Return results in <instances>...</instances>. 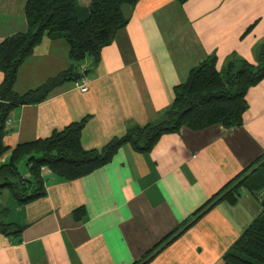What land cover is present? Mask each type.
<instances>
[{
  "label": "crops",
  "instance_id": "obj_1",
  "mask_svg": "<svg viewBox=\"0 0 264 264\" xmlns=\"http://www.w3.org/2000/svg\"><path fill=\"white\" fill-rule=\"evenodd\" d=\"M123 12L127 24L98 61L87 56L76 64L65 38L43 36L20 66L15 90L25 93L72 65L88 89L66 81L44 101L14 108L7 145L49 137L88 117L82 145L101 148L157 121L174 102L175 87L204 60L216 56L219 68L238 58L256 64L264 44V0H139ZM28 27L26 0H0V42ZM246 98L240 126H183L147 153L125 144L107 164L74 180L44 167L46 194L28 203L0 189L11 193L6 205L0 198V212L12 226L0 231V264H134L188 218L193 223L144 264H226L224 254L261 212L258 197L242 190L235 202L220 200L192 216L264 154V79Z\"/></svg>",
  "mask_w": 264,
  "mask_h": 264
},
{
  "label": "trees",
  "instance_id": "obj_2",
  "mask_svg": "<svg viewBox=\"0 0 264 264\" xmlns=\"http://www.w3.org/2000/svg\"><path fill=\"white\" fill-rule=\"evenodd\" d=\"M138 1L26 0L28 30L12 33L0 42V72L3 75L0 83V189L9 188L19 203H28L46 194L44 167L63 179L74 180L107 164L125 144L147 153L162 135L178 132L183 126L201 130L217 124L227 128L243 124L244 113L248 109L247 92L264 79V44L256 64L238 58L219 68L216 56L204 60L190 71L184 83L175 87L174 102L157 121L130 128L101 148L86 149L82 145V132L88 117L72 122L46 138L26 141L15 147L5 143L10 132L7 127L10 112L14 108L40 103L57 86L66 81L80 80L84 75L77 65H72L40 86L18 93L14 87L18 70L43 36L65 38L70 45V58L76 64L87 56L98 61L102 49L112 43L118 30L128 22L123 12L124 5ZM178 1L184 3L186 0ZM8 154L9 158L3 162ZM21 162L26 166L24 171L20 170ZM16 175L24 178L31 189L20 190ZM242 190L256 195L262 209L224 254V260L226 264H264V154L229 180L192 217L199 218L220 200L235 202ZM82 212L83 209H77L76 217L79 218ZM5 213V210L0 212V231L9 233L12 226L1 218ZM192 223L191 218L182 222L148 251L141 263L134 264L147 262L152 252H157L164 243L169 244L177 232L181 234Z\"/></svg>",
  "mask_w": 264,
  "mask_h": 264
},
{
  "label": "rangeland",
  "instance_id": "obj_3",
  "mask_svg": "<svg viewBox=\"0 0 264 264\" xmlns=\"http://www.w3.org/2000/svg\"><path fill=\"white\" fill-rule=\"evenodd\" d=\"M19 167H20V170L21 171H24V169L26 168L24 162L19 163ZM12 174H15V173H12ZM17 179H18L17 182L15 180L14 181L17 183V186H19V189L20 190L27 191V190H30L31 189V185L29 183H27V181L24 180V178H20L19 176H17ZM10 194L11 193H9L8 190H5V191H3V192L0 193V198H2V199L5 200V202H4L5 205L7 203L6 201H8L9 199H11V198H9V195ZM10 197H11V195H10Z\"/></svg>",
  "mask_w": 264,
  "mask_h": 264
},
{
  "label": "built area",
  "instance_id": "obj_4",
  "mask_svg": "<svg viewBox=\"0 0 264 264\" xmlns=\"http://www.w3.org/2000/svg\"><path fill=\"white\" fill-rule=\"evenodd\" d=\"M74 84L76 87L80 88L82 91H86L88 89V82L85 78L75 81ZM4 160L5 158L2 159V161Z\"/></svg>",
  "mask_w": 264,
  "mask_h": 264
}]
</instances>
